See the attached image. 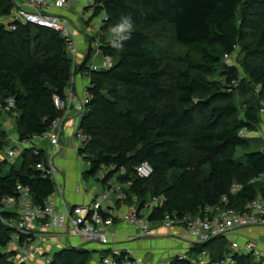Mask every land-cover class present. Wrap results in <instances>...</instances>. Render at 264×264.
Here are the masks:
<instances>
[{
  "label": "trees",
  "instance_id": "trees-1",
  "mask_svg": "<svg viewBox=\"0 0 264 264\" xmlns=\"http://www.w3.org/2000/svg\"><path fill=\"white\" fill-rule=\"evenodd\" d=\"M95 1L98 5L92 16L101 11L107 16L98 32L100 50L104 56L118 58L106 69L88 65L94 51L91 46L82 64H75L64 38L49 27L15 22L13 30L0 29V96L15 99L12 116L16 118L17 136L46 132L64 114L54 98H64L74 74L86 71L89 97L79 123L89 139L79 149L90 165L84 178L106 169L100 178L104 185L114 176L117 183L131 181L125 187L124 201L132 203L136 196L138 209L153 197H160L148 216L151 220L199 213L206 206H225L223 196L228 197L227 207L244 211L259 192L264 193V181L252 182L264 173V149L249 150L251 141L239 134L241 130H254L259 123L264 108V66L245 63L243 77L241 69L228 61L236 56L234 46L239 47L249 32L258 31L264 44V5L251 2L240 17L244 0ZM16 5L14 0H0V16L9 14ZM84 9L89 10V6ZM128 15L134 22L172 25L175 39L188 48V53L176 55L173 63L163 65L161 46L152 35L135 27L118 51L113 39L103 40L102 30ZM86 35L90 42L95 38ZM246 49L250 55H264L260 47ZM191 53L197 54L202 63H196ZM226 53L231 54L229 59ZM207 72H217L215 75L224 81L209 79ZM247 80L262 87L258 104L241 114L233 98L238 90L245 89ZM6 135L2 129L0 151L6 147ZM186 143L200 154L195 167L190 158L182 156ZM242 148L246 150L237 158ZM21 156L20 166L0 161V197H16L18 186H22L29 188L35 203L43 204L56 190L55 181L42 177L38 168L46 162L45 151L37 154L27 149ZM145 161L154 168L147 178L136 175V167ZM5 163L11 164L6 173L2 172ZM171 172L174 177L167 183L162 178ZM236 183L242 188L232 193ZM18 217L14 211L1 212L0 264H10L8 259L15 255L5 251L13 235L18 234L21 241L27 236L8 223ZM229 242L225 236L196 242L189 254L197 256L206 251L210 259L205 264H215L230 251ZM93 252L82 246L62 247L50 264H98ZM232 255L235 264H262L251 253L234 251ZM168 264L194 263L177 255Z\"/></svg>",
  "mask_w": 264,
  "mask_h": 264
},
{
  "label": "built area",
  "instance_id": "built-area-1",
  "mask_svg": "<svg viewBox=\"0 0 264 264\" xmlns=\"http://www.w3.org/2000/svg\"><path fill=\"white\" fill-rule=\"evenodd\" d=\"M16 6L11 12L5 16H0V29H15V22L38 24L49 27L58 32L65 40L69 56L76 64L79 55L80 33L73 29L69 24V18L63 12L66 6L74 0H14ZM89 9L97 4L95 0H79ZM98 5V4H97ZM55 9L56 11H53ZM60 11V12H57ZM106 14L100 20L98 27L100 28ZM98 28V32H99ZM87 33H85L86 35ZM90 42L94 50H99L101 45V36L97 33ZM235 50L239 49L238 45L234 46ZM226 59L231 57L230 53H226ZM114 65V58L105 56L103 67L109 68ZM91 68H95L92 64ZM73 79V78H72ZM72 81V80H71ZM89 95L85 91L82 96H77L73 90L67 89L64 98L56 96L54 103L56 107L64 110V114L54 120L49 129L43 134H34L29 137L20 138L19 136H8L9 146L4 147L0 151V161L7 160L15 163L22 153L31 149L35 153L45 151L46 162L38 165L42 171V177H50L56 183L55 192L49 196L43 204L35 203L30 190L27 187L18 186V196L16 197H0V215L3 210H14L19 214L18 219H12L8 223L17 228L21 233L27 235L23 241L20 240L18 234L7 243L5 251L14 252L8 261L10 264H19L25 262L27 264H38V258H41L46 264H50L52 260L51 247L49 245L51 239H56L58 243L64 241L67 236H74L81 240L84 244L95 243L105 245L109 248V253L100 260L94 259L98 264H153L143 258L133 256L130 251L116 245L115 234L107 229L113 225L118 215L114 214L111 207H104L99 198L106 199L108 194H102L93 197L92 201L86 205H65L63 211L58 210V205L62 198V191L57 183V177L60 169L55 163V158L59 151L64 148L61 142L64 124L66 122L67 111L72 107L78 111V117L74 120V134L79 139L78 150L87 145L89 139L79 129L80 116L85 110L86 102ZM264 104V102L262 103ZM15 99L7 97L5 100L0 96V114L7 117H13L15 114ZM264 115V108H261ZM3 122L0 120V126ZM241 136H245V131L239 132ZM154 172L153 165L145 161L136 167V175L147 178ZM104 174V170H101ZM264 181V173L252 179V182ZM131 181L126 184L110 181L108 191L114 193L118 201H124L126 198L125 187L131 185ZM242 185L236 183L232 187V193L238 192ZM78 191L88 190L85 187H78ZM137 197H134L136 201ZM160 197H153L151 205H157ZM64 201V199H63ZM228 197L223 196L221 202L225 206H206L199 213H185L182 215H167L162 220H151L148 216H143L138 208L134 205L124 207L121 218L128 226L138 228L143 238H151L156 234L159 227L176 228L181 227L185 233H176V236L182 239H191L194 242L187 246L185 251L178 254L179 259H188L194 264H205L210 257L206 251L196 255L189 254L190 248L200 239L207 241L216 236H225L230 241V251L219 258L215 264H235V260L231 251H239L240 249L248 250L254 258L264 264V193L259 192L256 197L246 205L244 211H237L234 208L227 207ZM259 230L256 234H244V230ZM243 239L242 242L239 239ZM53 241V239H52ZM51 241V242H52ZM188 241V240H187ZM189 242V241H188ZM168 264V263H164Z\"/></svg>",
  "mask_w": 264,
  "mask_h": 264
},
{
  "label": "rangeland",
  "instance_id": "rangeland-1",
  "mask_svg": "<svg viewBox=\"0 0 264 264\" xmlns=\"http://www.w3.org/2000/svg\"><path fill=\"white\" fill-rule=\"evenodd\" d=\"M251 2L255 3V5H264V0H244L243 6L240 8V17L244 11V6L251 3ZM84 7H85V5L83 3H81L79 0H74L72 3H70L66 6V8L68 9L67 11L70 13L69 15L67 14L66 16H68V18H69V24L71 25V27L73 29H75L76 31H78L82 35L81 37H83V38H84V36L86 37L87 35H85V33L90 34L91 36L94 37V35H96L98 33V28H99L98 25H99L100 20L104 17V11H101L96 16H92V13H93L92 9L85 10ZM134 27L146 31L147 33H149L150 35H152L155 38L156 42L161 46V48L163 50V54H164V57L162 58V64L163 65H165L167 63H173L174 57L176 55L188 53V48L184 44L178 42L175 39L173 26L168 24V23L151 24V23L136 22L135 21ZM111 28L112 27H106L102 30L104 41H110V40L114 39L113 33L111 32ZM247 46L251 47V50H254V48H256V47H260V49H264V44L261 43V35L258 31L255 30L253 32H249L247 34V36L245 37V39H243L242 42L240 43L239 49H238L234 59H232V60L229 59V61H228L230 63H235L241 69V74L243 77L245 76V72H244V64L245 63H250L254 66H264V55H260V56L250 55L247 52V49H246ZM86 53H87V48L84 49V51L80 54L86 55ZM191 56L196 63H198V64L202 63L197 54L191 53ZM104 57L105 56L101 50H94L92 57L89 61V65L93 63V65L95 66L96 69L104 68L103 67ZM117 62H118V58H114V64H116ZM213 72H215V71H213ZM215 74H212V72H207L206 75L209 79H216V80L224 81V78H220L219 76H217ZM233 85L236 86L237 82ZM261 87L262 86L260 83H257L253 80H251V81L247 80V82L245 84V89L244 90L243 89L238 90L234 94L233 102L236 103L238 105V107H240L241 114H243L244 111L249 106H254V105L256 106L258 104L257 103V101H258L257 95L259 94V91H261ZM72 112L74 114L77 113V111L75 109H73ZM260 114H261L260 115L261 117H260L259 123L255 127V129L254 130H249V129L244 130L246 138L251 141V147L249 148V150H251V151L264 149V115L261 113V111H260ZM6 119H7V116L6 117L0 116L1 122L3 121V125L0 126V132L2 131V129L6 130L7 135H6V140L3 143V145L9 146L10 142L8 141L9 140L8 136H11V135L16 136L19 133H18V127L16 126V118H13L14 119V120H12L13 125L11 127H8L9 126L8 123L7 124L4 123L6 121ZM76 140H77V144H78L79 139L76 138ZM245 150H246L245 148L240 149L238 154H237V158L241 157L244 154ZM81 156H83V155H81ZM182 156L186 157V158H190L192 160L194 167H195L197 160L200 157V154L194 150V148L192 147L191 144L186 143L184 145V150L182 152ZM21 163H22V156H20L16 160L15 164L17 166H20ZM89 168H90L89 162L87 160H84L83 161L84 172L88 171ZM10 169H11V164H9V163L3 164V166H2L3 171L2 172L6 173ZM103 170L105 173L106 169H103ZM205 171H206V168H205ZM102 175L103 174L100 171L96 176H87V178H84L83 183H84L85 188H87L88 190H95L96 194L99 197H100V195L107 193L108 199L105 200V199L100 197L99 202L104 207H107L109 205L112 206V204L114 203V201H113L114 195L108 191V189L104 186V184L100 180V178H102ZM173 177H174V172L173 173L171 172V173H169V177L166 176V178L163 177L162 179H166V182L168 183V180L171 181L173 179ZM162 184H164V180L162 181ZM132 203H134V200L132 201ZM134 205L137 208L139 207V205L136 202L134 203ZM144 208L145 207H141L138 210L143 216H147L148 212L151 211V208H147L145 210H144ZM9 211L13 212L14 210H9ZM112 226H114V225L107 227V229L111 230ZM128 227H131V226H128ZM131 228H134V227H131ZM156 229H158V228H156ZM252 231L262 232V229H259V230L257 229V230H252ZM112 232L114 233V231H112ZM114 234H115L114 237H116L117 233H114ZM47 239H51L50 241H52V239H54V238H50V236H49ZM194 240L197 242H204V241H201L200 239H196V238H194ZM188 241H189L188 242L189 244L194 242L191 239H188ZM239 241L242 242L243 239L240 238ZM50 244H52V242ZM229 246H230V242H229ZM61 248H62L61 246L53 245L52 251L50 253L51 256H53L54 253ZM177 249H179V250L184 249L183 242L179 246H177ZM239 252L245 253V254L249 253V251L245 250V249H240ZM231 253L233 254L234 252L231 251ZM175 256H177V255H174L172 257L169 256L168 259H164L163 262L168 263ZM37 262H38V264H46L41 258H38Z\"/></svg>",
  "mask_w": 264,
  "mask_h": 264
},
{
  "label": "crops",
  "instance_id": "crops-1",
  "mask_svg": "<svg viewBox=\"0 0 264 264\" xmlns=\"http://www.w3.org/2000/svg\"><path fill=\"white\" fill-rule=\"evenodd\" d=\"M67 10L68 9L66 8L61 12H63L65 15L67 14L69 15L70 13ZM53 11L56 10L53 9ZM79 36H80L79 37L80 56L77 59V63H76L77 65L82 64V62L85 60L89 47L91 46L88 36H86L87 38L85 36L84 38L81 37L82 36L81 34ZM86 48H87L86 55L80 54ZM89 83H90V77L88 76V73L86 71L84 72L77 71L73 76L69 88L73 90V92L77 96L80 97L85 93ZM73 109L76 110V108L72 107L67 111L66 114L67 115L66 122L64 124L63 133L61 136V142L63 143L64 148L59 151L58 155L54 160L60 169V174L57 177V183L62 191V195L58 194V197L62 198V200L58 205L59 211H63L65 209V205L89 204L92 201L93 197L98 196L95 190H88L87 188H86L88 190L87 192L77 190L78 187H85L83 183L84 158L79 154V150L77 149L79 146V142L77 144V140H76L77 136L74 134L73 123L74 120L78 117V111L76 110L77 113L74 114L72 112ZM0 116L6 117V115L4 114H0ZM13 118L14 117H7L4 123L6 124L8 123L9 124L8 127H11L13 125L12 123V120H14ZM111 180H113V182H117L115 176ZM111 180H109V182L104 185L107 189ZM112 194L114 195V199H113L114 203L112 204V206L109 205L107 207H111L114 211V214L119 216L113 223L114 226L111 227V230L114 231V233H117L115 237L116 245L130 251V253L133 256L143 258L153 264H164L165 263L163 262L164 259H168L169 256L172 257L174 255H178L179 252L185 251L187 249V246H189V243L187 241L188 239H182L181 237L176 236V233H182V232L185 233L184 229L181 227L169 228V229L164 227H159L156 231V234L153 237L143 238L140 235V231L138 228L128 227V225L125 224V222L121 218L124 207H126L127 205H131V203H129V201L128 202L118 201L115 194L114 193ZM106 199H108V197ZM135 202L136 201L134 200V203ZM144 207H145L144 210L147 208H151L152 211L153 209V205H151V201L147 202ZM151 211L148 212L147 216H149ZM244 234L254 235L256 233L252 230H245ZM182 242L184 244V249L181 250L177 249V246H179ZM50 243L49 245L52 247L53 245L55 246L58 245L61 247H67L71 245L85 247L87 249L94 251L93 256L95 257L93 258L96 260H100L103 256L109 253L108 246L98 245L95 243L84 244L81 240H79L74 236H67L64 238V241L60 243H58L56 239H53L52 244ZM52 247H51V251H52Z\"/></svg>",
  "mask_w": 264,
  "mask_h": 264
},
{
  "label": "clouds",
  "instance_id": "clouds-1",
  "mask_svg": "<svg viewBox=\"0 0 264 264\" xmlns=\"http://www.w3.org/2000/svg\"><path fill=\"white\" fill-rule=\"evenodd\" d=\"M134 27V22L130 15L121 16L120 22L111 28L114 39L112 45L118 51L122 49L123 42L131 38V32Z\"/></svg>",
  "mask_w": 264,
  "mask_h": 264
}]
</instances>
